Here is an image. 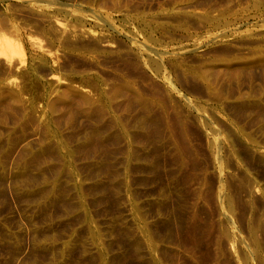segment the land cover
Instances as JSON below:
<instances>
[{
	"label": "rangeland",
	"instance_id": "1",
	"mask_svg": "<svg viewBox=\"0 0 264 264\" xmlns=\"http://www.w3.org/2000/svg\"><path fill=\"white\" fill-rule=\"evenodd\" d=\"M0 33V264H264V0H0Z\"/></svg>",
	"mask_w": 264,
	"mask_h": 264
},
{
	"label": "bare ground",
	"instance_id": "2",
	"mask_svg": "<svg viewBox=\"0 0 264 264\" xmlns=\"http://www.w3.org/2000/svg\"><path fill=\"white\" fill-rule=\"evenodd\" d=\"M24 53L25 51L21 43L13 41L9 37H7V35L0 33V56H4V57H12L15 55L22 56Z\"/></svg>",
	"mask_w": 264,
	"mask_h": 264
}]
</instances>
